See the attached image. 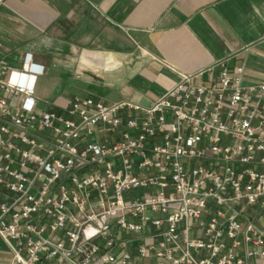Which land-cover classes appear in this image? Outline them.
<instances>
[{
    "label": "built area",
    "instance_id": "2783aa9c",
    "mask_svg": "<svg viewBox=\"0 0 264 264\" xmlns=\"http://www.w3.org/2000/svg\"><path fill=\"white\" fill-rule=\"evenodd\" d=\"M36 76L0 59L10 264H264V229L249 214L264 201V82L244 86L242 69L211 85L182 75L147 108L77 97L66 120L36 114ZM116 131L113 144L91 140Z\"/></svg>",
    "mask_w": 264,
    "mask_h": 264
},
{
    "label": "crops",
    "instance_id": "0c3cea01",
    "mask_svg": "<svg viewBox=\"0 0 264 264\" xmlns=\"http://www.w3.org/2000/svg\"><path fill=\"white\" fill-rule=\"evenodd\" d=\"M2 1L0 59L14 72L37 74V115L53 111L74 120L67 111L77 97L147 108L182 75L211 85L223 69L230 74L242 69L244 86L264 82V0ZM28 61L32 71L26 70ZM7 99L11 106L19 104ZM5 121L0 114V126ZM31 134L51 139L39 128ZM118 138L116 131L91 140L113 144ZM10 262L0 238V264Z\"/></svg>",
    "mask_w": 264,
    "mask_h": 264
},
{
    "label": "flooded vegetation",
    "instance_id": "af4514ba",
    "mask_svg": "<svg viewBox=\"0 0 264 264\" xmlns=\"http://www.w3.org/2000/svg\"><path fill=\"white\" fill-rule=\"evenodd\" d=\"M254 217L256 220H260L264 217V201L257 205Z\"/></svg>",
    "mask_w": 264,
    "mask_h": 264
},
{
    "label": "water",
    "instance_id": "95a60500",
    "mask_svg": "<svg viewBox=\"0 0 264 264\" xmlns=\"http://www.w3.org/2000/svg\"><path fill=\"white\" fill-rule=\"evenodd\" d=\"M256 222L262 229H264V217L260 220H256Z\"/></svg>",
    "mask_w": 264,
    "mask_h": 264
},
{
    "label": "rangeland",
    "instance_id": "374dc122",
    "mask_svg": "<svg viewBox=\"0 0 264 264\" xmlns=\"http://www.w3.org/2000/svg\"><path fill=\"white\" fill-rule=\"evenodd\" d=\"M134 194V193H133ZM130 195H132V194H130ZM127 198H128V196H127Z\"/></svg>",
    "mask_w": 264,
    "mask_h": 264
}]
</instances>
